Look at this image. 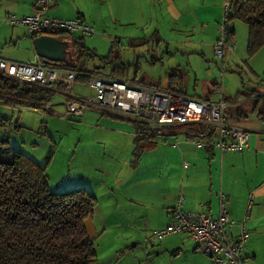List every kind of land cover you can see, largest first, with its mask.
I'll list each match as a JSON object with an SVG mask.
<instances>
[{
    "label": "crops",
    "instance_id": "1",
    "mask_svg": "<svg viewBox=\"0 0 264 264\" xmlns=\"http://www.w3.org/2000/svg\"><path fill=\"white\" fill-rule=\"evenodd\" d=\"M31 11L32 0H0V17L6 13L19 16ZM47 13L52 18L80 19L98 33L107 29L118 41L121 37H129L128 40L137 38L145 44L153 39L158 53H161L160 43L168 45L171 42L179 44L175 51L180 57L189 53L205 58L218 37V24L222 19L223 8L222 0H55ZM133 28L141 29L142 36H132L130 29ZM120 29H123L125 36ZM72 34L84 37L80 33ZM24 35L30 37L32 44L34 37L25 30ZM233 35L230 36V42L234 45V52L226 50L222 64L227 53H235ZM53 36L60 40L63 47L64 59L60 62L65 65L74 64V49L69 40L61 33ZM32 47L34 49L33 44ZM36 55L34 49L32 61ZM172 57L174 61H180L175 55ZM256 65L253 62L251 68L247 64L252 80L247 85L242 84L245 90L232 91L226 96L224 82L221 88L215 81L209 94L211 91L220 94L215 98L211 95L208 97L212 101L224 99L227 104L226 122L249 131V147L242 151L220 152L217 147L207 145L214 140L213 136L203 139L206 143L204 146H196L188 141L191 131L187 128L159 134L155 132L154 138L140 141V144L136 143L135 132H124L132 144L130 158L119 163L112 159L108 170L102 167H96L90 172L87 170L95 182H87L81 186L93 193L98 201L93 215L89 217L91 220L94 218L92 222L98 227L93 236L88 231L91 238L103 236L109 231L110 242H119L122 234L127 232L128 238L124 245L131 244V247H124L125 249H137L143 244L140 243L142 237V247H147L149 243L153 246L158 241L150 239L152 230L163 228L172 221V212L180 196L183 210H205L216 218L220 211L219 195L223 193L224 207L234 221L227 228L228 232L235 236L239 231V224L243 223L248 236L244 247L245 264H264V121L254 111L256 99L264 98V64L260 69ZM172 68L175 70L170 74L175 79L172 86L187 95L202 98L196 92L187 93L185 78L176 74L181 69V64ZM135 78H130L129 75L124 77ZM145 83L155 85L152 82ZM52 103L56 109V104H61L54 101ZM87 113L91 114L93 111H87L83 116ZM98 118L103 119L104 116ZM117 118L113 119L129 121ZM101 119L96 118L94 121ZM112 124L132 131L129 127L131 125ZM136 144L142 148L138 153ZM105 177L108 178L103 179ZM103 195L108 197V212L99 205V199ZM176 234L175 243L160 244V250L171 255L170 261L172 257L179 259V256H184L186 264H212L208 254L195 249L187 234ZM117 247L114 245L113 248ZM122 249L120 247L118 250Z\"/></svg>",
    "mask_w": 264,
    "mask_h": 264
},
{
    "label": "rangeland",
    "instance_id": "2",
    "mask_svg": "<svg viewBox=\"0 0 264 264\" xmlns=\"http://www.w3.org/2000/svg\"><path fill=\"white\" fill-rule=\"evenodd\" d=\"M233 28L236 50L233 54L227 53L224 64H222L223 59H218L215 56L213 58V48L211 52H207V57L203 58L189 53L180 57V54L178 55L175 51L179 44L171 42L168 45L163 42L160 43L161 53H158L156 41L153 39H149L143 45L131 48L127 46L129 37H121L120 39V36L116 35L120 41L114 44L115 35H111L112 33L107 29L103 31L104 33L102 31L98 33L95 29L93 34L84 35L83 39L86 42L85 44L92 51L94 48L95 54L100 56L106 55L109 50L114 49L119 55L121 63L124 62L130 78L136 77L134 80L140 82H152L161 88L167 87L169 75L175 71L172 67L177 68L178 64H181V69L176 74L185 78L184 87H187V93L196 92L203 98H208L210 95L215 98L220 92L213 93L211 91L209 94L213 82L216 81L221 88L224 82L226 96L232 91L245 90L242 88V84L247 85L252 80L248 67L252 68L254 62L260 69L261 65L264 64V46L262 47L263 49L261 48L262 50L260 49L252 56L247 54L246 25L241 20L236 19L234 20ZM24 30L25 28L20 24L12 26L4 20L0 21L1 56L12 61H32L34 49L30 37L24 35ZM130 30L132 36H142L140 33L141 29L133 28ZM120 31L125 36L123 29H120ZM97 55L93 58L80 57L79 68L91 71L94 68L101 67ZM172 55H175L180 61H174ZM247 64L249 65L248 67ZM98 71L100 74L109 75V67ZM79 79L84 78L81 77ZM81 81L75 83L74 92L83 95L92 94V90L87 84L82 83L87 82V80ZM194 81L196 85H194ZM65 100L66 97L56 93L53 101L61 103H55L57 111L63 110ZM57 111L52 110L50 113H41V110L26 108L18 110L0 106V117L4 116L11 119L7 129L4 130L0 127V140L6 139V147L8 149L18 150L29 158L34 159L41 166H45L51 191L60 192L81 187L87 182H95L94 179L90 178L91 175L87 173V170L90 172L96 167L108 170L112 159L119 163V161H126L128 157L130 158L129 154L132 152V144L130 138L124 135V132H131V134L135 132L134 128L129 126L131 125L130 122L115 120L109 117H115L114 115L95 109L90 110L93 113H87L86 116L77 117L73 120H63L59 118ZM100 115L104 116V118H98V116L101 117ZM107 115L109 116L107 117ZM96 118L101 120L94 121ZM112 123L129 126L132 131L121 127L117 128ZM102 197L99 199V205L108 212L110 207L107 203L108 197L107 195ZM92 219H86L85 225L87 226V231L93 236L98 227L95 222H92L94 218ZM109 233V231H106L103 236L92 237L97 251L96 260L92 264H186L183 259L184 256H179V259H173L175 257H172L170 261L171 255L160 250L161 243H175L177 234L166 236L161 241L154 242L153 244L155 245L153 246H150L151 244L149 243L147 247H142L144 245L142 237L140 240V243H143L142 245L135 250H127L124 247H131V244L124 245L128 238L126 236L127 232L122 234L119 242L112 243L110 242ZM114 245L118 247L113 248ZM119 246L123 248L122 251L118 250Z\"/></svg>",
    "mask_w": 264,
    "mask_h": 264
},
{
    "label": "built area",
    "instance_id": "3",
    "mask_svg": "<svg viewBox=\"0 0 264 264\" xmlns=\"http://www.w3.org/2000/svg\"><path fill=\"white\" fill-rule=\"evenodd\" d=\"M222 0L223 14L218 24V37L214 41L213 54L224 58L226 50L234 52L228 41L232 25L228 22V3ZM55 0H32V11L25 15L8 13L0 17L10 25H22L28 35H52L53 32H72L82 35L94 33L92 26L80 19H58L48 16V9ZM55 62L43 63L38 55L31 62L12 61L0 56V76L18 82L35 83L60 93L66 100L62 111L53 103L46 105L41 113L58 112L63 120L76 119L87 111L98 110L115 117L138 121L156 133L187 128L188 141L204 146L203 139L214 140L207 145L220 152L242 151L249 147L248 130L226 122V102L207 100L184 92L161 88L134 79H121L79 69L62 68ZM86 78L92 94L74 92L78 78ZM59 85L64 91L59 92ZM219 215L213 218L205 210L185 211L180 196L172 212V221L165 227L152 230L150 239L162 240L176 233H185L194 242L195 249L209 255L212 264H245L244 247L248 236L243 223L235 236L227 228L234 224L224 207V194L219 195Z\"/></svg>",
    "mask_w": 264,
    "mask_h": 264
},
{
    "label": "trees",
    "instance_id": "4",
    "mask_svg": "<svg viewBox=\"0 0 264 264\" xmlns=\"http://www.w3.org/2000/svg\"><path fill=\"white\" fill-rule=\"evenodd\" d=\"M227 19L231 25L236 19L246 25L248 56L254 55L264 46V0H230ZM60 33L74 49L75 62L71 65L55 62L59 67L76 69L79 68L80 57L93 58L97 55L84 44L82 36L75 37L72 32L66 31L53 32L52 35ZM232 34L233 28L228 36L229 42ZM117 42L115 39L113 43ZM143 43L131 38L127 46L134 48ZM97 57L101 67L87 72L100 73L98 70L109 67L110 76H128L125 64L121 63L114 49ZM80 80L87 79H77ZM174 82V75H170L166 88L182 92L172 86ZM176 85L179 86V83L176 82ZM58 88L59 92L64 91L63 85ZM55 95L56 91L45 86L0 76V104L3 107L45 110ZM254 111L264 121V98L256 99ZM128 122L137 134V144L156 136L153 130L141 122ZM10 123V118L0 117L2 129H7ZM6 144V139L0 140V264H92L97 251L85 220L95 211L98 204L96 196L84 187L51 191L45 166L18 150L8 149ZM137 144L138 153L142 148Z\"/></svg>",
    "mask_w": 264,
    "mask_h": 264
},
{
    "label": "water",
    "instance_id": "5",
    "mask_svg": "<svg viewBox=\"0 0 264 264\" xmlns=\"http://www.w3.org/2000/svg\"><path fill=\"white\" fill-rule=\"evenodd\" d=\"M32 44L43 63L57 62L64 59L62 44L53 35H37L32 39Z\"/></svg>",
    "mask_w": 264,
    "mask_h": 264
}]
</instances>
